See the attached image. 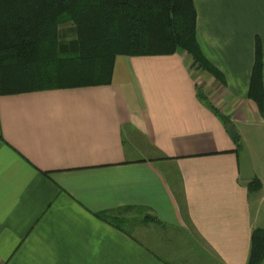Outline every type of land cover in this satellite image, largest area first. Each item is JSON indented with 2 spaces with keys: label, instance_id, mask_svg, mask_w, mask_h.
Returning <instances> with one entry per match:
<instances>
[{
  "label": "crops",
  "instance_id": "crops-1",
  "mask_svg": "<svg viewBox=\"0 0 264 264\" xmlns=\"http://www.w3.org/2000/svg\"><path fill=\"white\" fill-rule=\"evenodd\" d=\"M194 5L221 79L179 50L117 56L110 84L0 95V264H248L264 228L249 97L264 0Z\"/></svg>",
  "mask_w": 264,
  "mask_h": 264
},
{
  "label": "trees",
  "instance_id": "trees-1",
  "mask_svg": "<svg viewBox=\"0 0 264 264\" xmlns=\"http://www.w3.org/2000/svg\"><path fill=\"white\" fill-rule=\"evenodd\" d=\"M196 24L194 0H0V95L110 84L117 56L179 50L221 79L199 53ZM249 97L264 113L260 42ZM263 261L255 228L248 264Z\"/></svg>",
  "mask_w": 264,
  "mask_h": 264
},
{
  "label": "water",
  "instance_id": "water-1",
  "mask_svg": "<svg viewBox=\"0 0 264 264\" xmlns=\"http://www.w3.org/2000/svg\"><path fill=\"white\" fill-rule=\"evenodd\" d=\"M228 132L233 139H236L239 137V132L236 126L232 123L228 125Z\"/></svg>",
  "mask_w": 264,
  "mask_h": 264
}]
</instances>
